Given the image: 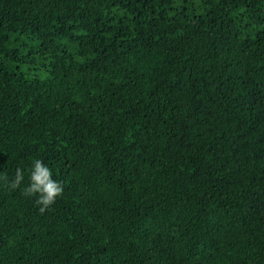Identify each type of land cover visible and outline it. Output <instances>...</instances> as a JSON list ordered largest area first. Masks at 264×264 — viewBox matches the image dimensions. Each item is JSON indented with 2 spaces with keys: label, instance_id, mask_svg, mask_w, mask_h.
Listing matches in <instances>:
<instances>
[{
  "label": "trees",
  "instance_id": "16d2710c",
  "mask_svg": "<svg viewBox=\"0 0 264 264\" xmlns=\"http://www.w3.org/2000/svg\"><path fill=\"white\" fill-rule=\"evenodd\" d=\"M3 176L0 264H264V0H0Z\"/></svg>",
  "mask_w": 264,
  "mask_h": 264
},
{
  "label": "clouds",
  "instance_id": "9594fccd",
  "mask_svg": "<svg viewBox=\"0 0 264 264\" xmlns=\"http://www.w3.org/2000/svg\"><path fill=\"white\" fill-rule=\"evenodd\" d=\"M23 172L17 169L14 180L11 181L10 187L16 189L23 181ZM7 182V176L0 177ZM63 185L61 182L52 179L51 169L43 164L40 160H35L30 170V183L24 188L23 194L25 196H37L36 204H38L39 211L43 213L47 208L53 205L56 198L63 193Z\"/></svg>",
  "mask_w": 264,
  "mask_h": 264
}]
</instances>
